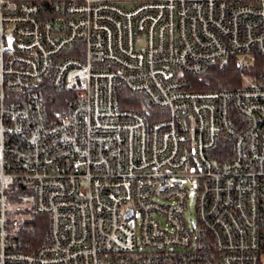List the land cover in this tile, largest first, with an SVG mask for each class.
Returning <instances> with one entry per match:
<instances>
[{
  "label": "built area",
  "instance_id": "built-area-1",
  "mask_svg": "<svg viewBox=\"0 0 264 264\" xmlns=\"http://www.w3.org/2000/svg\"><path fill=\"white\" fill-rule=\"evenodd\" d=\"M0 264H264V0H0Z\"/></svg>",
  "mask_w": 264,
  "mask_h": 264
},
{
  "label": "trees",
  "instance_id": "trees-1",
  "mask_svg": "<svg viewBox=\"0 0 264 264\" xmlns=\"http://www.w3.org/2000/svg\"><path fill=\"white\" fill-rule=\"evenodd\" d=\"M240 74L241 70L230 58L224 63L208 66L200 76L190 78V82L193 89L198 91L235 88L240 84ZM123 98L124 101L130 102V105L143 101V96L130 94L127 91L123 93ZM64 101L61 94L49 89L44 96L45 108L49 116H55ZM22 188L18 185L9 188L7 228L9 235L19 241L25 250L28 248L35 250L48 243V219L44 215L34 214L31 207L25 205L26 193Z\"/></svg>",
  "mask_w": 264,
  "mask_h": 264
},
{
  "label": "rangeland",
  "instance_id": "rangeland-1",
  "mask_svg": "<svg viewBox=\"0 0 264 264\" xmlns=\"http://www.w3.org/2000/svg\"><path fill=\"white\" fill-rule=\"evenodd\" d=\"M25 205L28 206V204H25ZM25 205H24V206H25Z\"/></svg>",
  "mask_w": 264,
  "mask_h": 264
}]
</instances>
